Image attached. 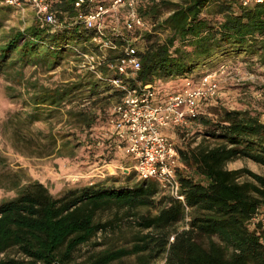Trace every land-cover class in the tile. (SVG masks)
<instances>
[{
    "label": "trees",
    "instance_id": "16d2710c",
    "mask_svg": "<svg viewBox=\"0 0 264 264\" xmlns=\"http://www.w3.org/2000/svg\"><path fill=\"white\" fill-rule=\"evenodd\" d=\"M73 1L51 0L52 10L61 19H73ZM14 8L0 0V73L24 87L14 92L7 86L8 95L22 98L29 123L47 121L67 108L74 140L83 143L81 135L86 132L87 145L99 148L94 133L112 115L120 93L78 67L73 78L53 84L24 72L29 65L48 70L58 66L66 55L74 56L67 45L88 40L91 31L76 25L52 33L37 18L24 29L6 28ZM138 10L153 31H168L164 37L145 34L148 45L140 77L146 81L203 75L235 56L256 57L264 66V4L245 8L224 0H143ZM201 110L204 136L215 143L203 140L180 148L178 175L185 203L168 195L158 201L154 180L139 179L131 185L128 178H118L112 184L71 188L57 197L40 181L23 184L16 178L7 187L15 195L0 201V264H117L132 257L137 264H159L162 259L164 264H264V245L249 224L256 209L264 206V176L246 167H227L239 159L264 165V123L248 109L221 108L215 119ZM52 138L50 154L59 156L73 142L57 146L55 135ZM102 148L108 154L103 152L100 159L107 163L114 150ZM245 175L256 181H243ZM113 207L134 212L138 228L134 243L100 249L77 261L81 246L107 230L108 223L98 217ZM142 208L158 212L145 214Z\"/></svg>",
    "mask_w": 264,
    "mask_h": 264
},
{
    "label": "built area",
    "instance_id": "2783aa9c",
    "mask_svg": "<svg viewBox=\"0 0 264 264\" xmlns=\"http://www.w3.org/2000/svg\"><path fill=\"white\" fill-rule=\"evenodd\" d=\"M142 1L74 0L75 17L61 19L52 10L51 0H3L19 10L30 6L41 26L52 33L76 25L91 31L88 40L67 45L74 53L71 62L120 93L113 101L112 115L94 133L97 144L130 158L139 179L156 181L162 193L185 203L176 132L188 134L202 114L203 103L218 97L221 78L245 81L264 99V73L242 75L239 66L225 62L203 75L193 73L165 83L144 80L140 71L148 45L145 34L162 36L168 31H153V25L139 13ZM224 1L245 8L264 4V0ZM262 117L264 123V109ZM249 224L264 245V206L256 209Z\"/></svg>",
    "mask_w": 264,
    "mask_h": 264
},
{
    "label": "rangeland",
    "instance_id": "374dc122",
    "mask_svg": "<svg viewBox=\"0 0 264 264\" xmlns=\"http://www.w3.org/2000/svg\"><path fill=\"white\" fill-rule=\"evenodd\" d=\"M14 9L12 15L5 22L6 28L18 26L24 29L34 22L36 14L30 6H26L24 10ZM74 59L73 55H66L61 63L51 70L42 65H29L24 68V72L26 77H37L46 83L63 82L73 78L76 73L77 66L71 62ZM225 62H233L239 66L242 75L264 73V66L258 58L247 60L243 56L225 59L211 70ZM196 74L199 73L196 72ZM220 80L218 97L203 103L202 108L207 117L215 119L221 108H228L248 109L253 113H258L260 119L263 118L264 99L256 92L258 89H253L245 81L223 80L222 78ZM7 86L14 87V92L24 90L19 82L0 73V201L15 195V190L7 189V187H10L16 178H20L23 184L40 181L48 186L51 193L57 197L63 195L68 189L80 188L92 183L112 184L118 178H121V181L128 178L131 185L139 181L130 158L114 151L106 163L100 158L104 153L105 155L108 153L104 152L103 146L97 148L96 145L90 148L86 142V132L81 135L83 143L80 144L74 140L71 134L74 129L68 121L67 108L61 109L60 113H54V117L47 121L29 123L26 114L28 107L22 98H12L8 95ZM78 101L79 99L73 101L72 104ZM46 111L48 112V110ZM209 112L210 114H208ZM200 121L191 124L188 134L176 132L179 148H192L203 140L215 143V140L204 136L203 131L206 124ZM61 133H66L68 136L64 138ZM52 135H55L58 140L57 146L62 145L63 141L73 139L70 147L65 148L64 154L61 156L57 152L50 154L53 148ZM69 150L74 151V154H68ZM227 167L229 169L246 167L264 176V165L251 159L232 161L228 163ZM242 180L256 181L251 175H245ZM164 196L167 195L159 190L156 198L159 201ZM157 212L158 208L141 209V213L145 214H156ZM98 220L108 223L107 230L99 232L90 242L81 246L75 254L77 261H84L90 253L100 249L130 247L134 243V236L138 230L134 212L125 208L113 207L101 213ZM179 225L181 228L185 227L186 220L180 222ZM164 262L165 260L162 259L159 264H164ZM117 264H137V260L134 257L126 258Z\"/></svg>",
    "mask_w": 264,
    "mask_h": 264
},
{
    "label": "crops",
    "instance_id": "0c3cea01",
    "mask_svg": "<svg viewBox=\"0 0 264 264\" xmlns=\"http://www.w3.org/2000/svg\"><path fill=\"white\" fill-rule=\"evenodd\" d=\"M168 132H169L172 136L174 135V133H172V131L168 130Z\"/></svg>",
    "mask_w": 264,
    "mask_h": 264
}]
</instances>
